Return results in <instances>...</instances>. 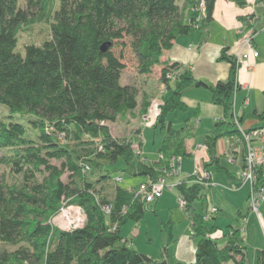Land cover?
Here are the masks:
<instances>
[{
    "label": "trees",
    "instance_id": "1",
    "mask_svg": "<svg viewBox=\"0 0 264 264\" xmlns=\"http://www.w3.org/2000/svg\"><path fill=\"white\" fill-rule=\"evenodd\" d=\"M205 1L206 15L200 21L206 22L213 17L216 0ZM234 1L241 7L248 2ZM196 4L197 0H185L184 5L177 0H0V103L37 130L32 138L24 122L0 117V165L5 167L0 176V240L14 246L0 249V264H189L170 263L166 244L160 258L134 248L121 228L145 215L146 201L135 192L138 186L170 171L173 157L191 154L186 144L194 135L189 117L180 127L167 120L170 112L188 110L186 90L209 87L212 101L223 109L204 139L208 157L202 169L207 179L211 165L230 172L217 154L218 139L234 132L243 136L233 110L239 61L228 53V46L219 56L230 62L228 75L213 84L179 61L162 60L174 40L196 26ZM256 14L240 15L245 27L253 26L255 32L264 26ZM37 20L47 24L41 43L27 42L24 53L17 51L19 31L29 30ZM105 42L110 44L102 50ZM128 42L139 72L149 74L158 65L164 92L169 93L158 103L154 126L164 129V135L153 160L141 152V127L126 136L114 135L110 127L111 121L126 118L138 106V86L121 82L122 50ZM117 45L122 46L120 54ZM143 103L147 107L149 100ZM253 115L256 122L244 131L264 130V108ZM243 145L244 165V140ZM139 176L135 184L121 183ZM195 176L199 173L175 183L187 200L184 210L196 243L194 264H248L239 227L230 224L225 244L218 245L213 233L219 225H208L196 206L198 201L208 205L209 186L206 178ZM263 182L264 163L257 169L255 185ZM64 202L83 208V225L62 229L48 221ZM256 264H264V248L257 250Z\"/></svg>",
    "mask_w": 264,
    "mask_h": 264
},
{
    "label": "crops",
    "instance_id": "2",
    "mask_svg": "<svg viewBox=\"0 0 264 264\" xmlns=\"http://www.w3.org/2000/svg\"><path fill=\"white\" fill-rule=\"evenodd\" d=\"M256 2H259V0H248L247 5L241 7L234 0H216L213 17L206 22L203 20L200 21L197 26L192 27L189 33L179 35L174 40L172 47L164 51L162 60H168L169 62L179 61L189 66L196 77L208 83L213 84L219 79H225L229 72L230 62L225 59H219L222 48L228 46V53H233L237 57H240L241 53L247 51V46L244 43V36L247 32L237 33L238 28L246 26L241 21L240 15L255 10V12H257L255 17L258 19V23H264V2L258 3V5L255 6ZM187 16L188 18L191 16V6H189L187 10ZM254 44L258 49V54H251L249 58H241L239 60V68L237 71L239 87L235 91L233 97V110L236 117L240 119L242 127L254 125L257 119L254 117L253 111L256 109L262 110L264 108V26L255 34ZM149 74H147L145 79L146 83L147 85H153V81H151ZM159 77L160 67H158L157 86H164L163 88L165 89V84ZM162 94L163 93H161V95ZM184 99L188 104V113L185 118L189 117L188 122L193 125L194 132L193 136L186 139L187 149L191 154L181 160L178 174H172L168 177V182L170 183L180 177L186 178L187 174H192L195 169H198L200 174L203 173V160L208 157L204 139L214 128L215 122L223 116L222 107L212 101L211 90L207 86L190 87L185 91ZM190 107H194L192 113H190ZM136 109L133 112H136ZM139 109L140 107L137 109L138 112ZM143 116L147 117V114L144 113ZM184 123L185 122L181 125ZM254 141L258 142L257 139L253 140V142ZM243 146V139L238 132H234L219 138L216 148L217 154L220 156V161L221 157L226 155L237 166L236 169L223 164L228 167L230 172L226 173L228 180L222 179L221 181H225L226 184H231L233 187L229 189L227 202L236 209L233 211L234 218L237 221L243 220L244 223L242 227H246L248 231L247 236H244L243 240L248 250V264H253L254 260L257 258V250L259 248H264V202H262L260 206L259 213L250 209L249 195L251 182L242 177ZM144 149H146V143L141 147L143 155H145ZM158 155L159 152L157 148L156 157L153 159L158 158ZM212 175L211 172L210 181H220V179L215 180ZM211 187L212 184L208 189ZM164 195L165 189L161 195L162 199ZM161 198L160 201H162ZM223 205L224 204H217L215 206L220 210ZM218 210L216 212H218ZM211 216L216 219L215 215ZM214 222L216 223L217 221ZM245 223L247 226H245ZM229 226L228 233L232 231L230 223ZM254 232L256 234L259 233L258 237ZM192 234V227L191 230L186 228L182 230V232L179 229H173L172 238L169 237L167 239L168 252L166 257L170 263H175L177 261H183L189 264L195 263L196 243ZM213 235L217 237V240L218 238L220 239L223 233L221 230H217ZM124 237L128 241L127 236ZM226 240L227 238H225L224 244ZM128 242L130 243V241ZM161 243L163 244V241H161ZM145 253L156 258L162 257L159 255L162 251H146ZM230 264L235 263L230 261Z\"/></svg>",
    "mask_w": 264,
    "mask_h": 264
},
{
    "label": "rangeland",
    "instance_id": "3",
    "mask_svg": "<svg viewBox=\"0 0 264 264\" xmlns=\"http://www.w3.org/2000/svg\"><path fill=\"white\" fill-rule=\"evenodd\" d=\"M181 5L185 4V0H177ZM189 5L186 9L188 10ZM47 24L43 20H37L33 23V26L29 30H23L21 29L18 33V43L16 50L20 51L22 53L25 52V44L27 42H35L37 44L41 43L42 35L47 33ZM195 30V29H193ZM192 30V31H193ZM127 41H129L128 38H126ZM121 45H117L115 47L116 53L120 54ZM122 56L123 61L125 63V67L122 71V77L121 82L125 83H134L139 88V97H138V108L139 112L136 109V112L129 113L126 118L124 119H118L115 121L110 122L111 131L114 135L118 136H126L133 133L136 129L141 127V135L143 138V144L146 143V149H144V154L149 158V160L156 157L157 154V148L163 138L164 135V129H162L160 126L156 125L154 126V122L156 119L157 112L159 110V101L162 100L161 93H165L164 86H157L158 78V65H155L152 72L149 74V77L151 81H153V85H147L146 83V73H140L137 67V57L135 52L132 50L129 42L124 46L122 50ZM165 95H169V93H165ZM148 99L149 104L147 107H144V101ZM191 109L190 113H192L194 107H190ZM147 114V117H144L143 114ZM188 110L186 111H180L179 113L170 112L167 115V120L171 119L173 122V125L175 127H180L181 124L184 122V118L187 115ZM0 117L4 118L5 120H19L21 122H24L27 128V135L34 138L36 137L37 130L33 128L29 122H27L25 119L19 118L16 114L11 116V113L8 109V107L0 103ZM197 126V125H196ZM198 137V136H197ZM200 138V137H199ZM254 145L259 144V142L254 141ZM135 148H138L137 144H134ZM56 162V160H53ZM221 164H224L226 166H229L230 168H236L237 166L231 161V159L224 155L221 157ZM210 170L212 172V176L215 180L220 181H210L212 184V187L208 189V205H203L201 202H197L196 206L199 208V210L205 214V217L208 215H211L209 212L213 206L217 204H224L218 212L212 213V215L216 216V219H214L212 216L206 218L207 224H212L214 221H217L216 223L219 225V229L221 230L223 235L218 238V245L224 244L225 238H227V233L229 232V223L233 224L235 226H239L240 230L238 231V234L240 237L247 236V229L246 227H242L243 220L237 221L234 218V212L236 209L233 208L232 205H230L227 202V197L229 196V189L233 188L231 184H226L225 181H221L222 179L228 180L226 176V170H218L217 165H211ZM223 171V172H222ZM5 172V167L3 165H0V176L2 173ZM191 174V173H190ZM66 175H64V178H66ZM189 175V174H187ZM226 177V178H224ZM179 177V176H178ZM141 177H134L131 179L125 178L121 183L125 186L130 184H135L137 181H139ZM181 179L178 178L177 180L172 181L171 183L168 182L165 187V195L162 199L161 196L158 198H155L151 201H146V212L144 217L136 222L133 220H130L123 224L121 233L124 236H127L128 241H130L131 246L134 248L146 252H158L162 251L163 253V246L167 245V239L169 238V231L170 229L173 232V229H179L181 232L182 230H185L188 228L191 230V220L187 214V212L180 206L179 200H178V192L177 188L175 186V183ZM228 182V181H226ZM160 198L162 201H160ZM75 207L77 208L81 213L84 214L86 219V213L84 212L83 208L78 204L73 203H63L60 207L59 211L52 215L48 221L54 225L58 226L59 228L65 229V226L67 223L62 221H57L60 218V215L64 213L65 210H68V208ZM71 212V211H70ZM70 214V213H69ZM73 214H70V220L73 221ZM262 216V215H261ZM171 220V227L168 226V221ZM246 221V220H245ZM85 220L81 225H83ZM71 223V225H73ZM76 225L77 226H81ZM245 226L246 223H245ZM72 227V228H74ZM261 232L263 233L262 229L260 228ZM255 233V232H254ZM255 235L258 237L259 233H255ZM163 241V244L161 243ZM133 242V243H132ZM246 242V241H245ZM169 246V245H168ZM14 246L6 243L2 240H0V249H10ZM162 253L159 255L163 256ZM256 264V259L254 260V263Z\"/></svg>",
    "mask_w": 264,
    "mask_h": 264
},
{
    "label": "built area",
    "instance_id": "4",
    "mask_svg": "<svg viewBox=\"0 0 264 264\" xmlns=\"http://www.w3.org/2000/svg\"><path fill=\"white\" fill-rule=\"evenodd\" d=\"M258 3L259 2H256L255 6H257ZM194 10L197 11L198 13L196 17L197 19L194 22V24L197 26L199 24V21L202 19V17L206 15V1L197 0V4L194 5ZM244 31L247 32L244 36V43L247 46V51L241 53L240 57H238V61L241 58H249L251 54H254V55L258 54V49L256 48L254 44V36L256 34L254 27L252 26V27L246 28L244 26L242 28L237 29V33L244 32ZM169 76H172V75L169 74ZM239 127L243 134L242 139L245 141V144H246V154H245V161H244V165L242 169V177L243 179L249 180L251 182V190H250V195H249L250 209L256 213H259L260 206L262 202H264V182L258 185H255V182L257 180V169L261 164L264 163V130L255 128L250 131H244L241 125ZM255 139L258 140L259 144L257 145L253 144V140ZM181 160H182L181 156L173 157L170 162L172 166L170 171L168 172L165 171V173L160 175L155 181L141 183L138 186V188L135 190V192L137 194H141L142 198H144L145 201H151L155 198L160 197L168 183V177L172 174H178V172L180 171ZM197 172L199 173V176L197 177L195 176V178L196 179H201L202 177L206 178L204 180L205 181L204 183L205 185L210 186L211 185L210 180L207 179L209 177L208 173L203 171V173L200 174V171L198 169H195L193 174ZM178 200H179L180 206L184 209V207L187 204V200L182 194L178 195ZM217 210L218 208L216 206H213L209 212L212 215V213H215ZM70 211L69 213L73 214L72 216L73 221H71L69 217V219H67L69 220V222L65 226V229H70L79 224L81 225L83 221L85 220L84 214L81 213L77 208L73 207L70 209ZM211 215L206 216V218ZM57 221L64 222V219L59 218ZM73 222L74 224L71 225V223Z\"/></svg>",
    "mask_w": 264,
    "mask_h": 264
},
{
    "label": "bare ground",
    "instance_id": "5",
    "mask_svg": "<svg viewBox=\"0 0 264 264\" xmlns=\"http://www.w3.org/2000/svg\"><path fill=\"white\" fill-rule=\"evenodd\" d=\"M255 1H256V0H255ZM259 3H262V1L259 0ZM252 12H255V10H253ZM262 28H263V27H262ZM259 30H260V29H259ZM259 30H258V31H259ZM258 31H257V32H258ZM257 32H256V33H257ZM210 186H211V185H210ZM210 186H209V187H210ZM70 209H71V208H69L68 210H65L64 213H62V214L60 215V218L64 219L66 223L69 222V220H67V219H69V217H70V214H69Z\"/></svg>",
    "mask_w": 264,
    "mask_h": 264
},
{
    "label": "water",
    "instance_id": "6",
    "mask_svg": "<svg viewBox=\"0 0 264 264\" xmlns=\"http://www.w3.org/2000/svg\"><path fill=\"white\" fill-rule=\"evenodd\" d=\"M109 44H110V42L103 43L102 46H101L102 50L107 49V47L109 46Z\"/></svg>",
    "mask_w": 264,
    "mask_h": 264
}]
</instances>
